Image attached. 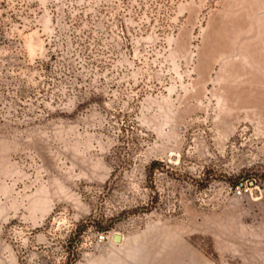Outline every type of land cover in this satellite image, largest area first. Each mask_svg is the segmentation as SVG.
Masks as SVG:
<instances>
[{
    "label": "rangeland",
    "instance_id": "obj_1",
    "mask_svg": "<svg viewBox=\"0 0 264 264\" xmlns=\"http://www.w3.org/2000/svg\"><path fill=\"white\" fill-rule=\"evenodd\" d=\"M0 264H264V0H0Z\"/></svg>",
    "mask_w": 264,
    "mask_h": 264
},
{
    "label": "built area",
    "instance_id": "obj_2",
    "mask_svg": "<svg viewBox=\"0 0 264 264\" xmlns=\"http://www.w3.org/2000/svg\"><path fill=\"white\" fill-rule=\"evenodd\" d=\"M235 189H236L237 193L240 194L241 191L244 190V189H246V188H244V184L239 183V184H237V185L235 186ZM108 238H109V236H108V234H106L105 232H102V233L98 234V236H97V239H98L100 242H103V241L107 240Z\"/></svg>",
    "mask_w": 264,
    "mask_h": 264
},
{
    "label": "bare ground",
    "instance_id": "obj_3",
    "mask_svg": "<svg viewBox=\"0 0 264 264\" xmlns=\"http://www.w3.org/2000/svg\"><path fill=\"white\" fill-rule=\"evenodd\" d=\"M121 239H122L121 235H116V240L117 241H121Z\"/></svg>",
    "mask_w": 264,
    "mask_h": 264
},
{
    "label": "water",
    "instance_id": "obj_4",
    "mask_svg": "<svg viewBox=\"0 0 264 264\" xmlns=\"http://www.w3.org/2000/svg\"><path fill=\"white\" fill-rule=\"evenodd\" d=\"M116 235H120V234H115V235H114V240H115V241H117V240H116ZM117 242H119V241H117Z\"/></svg>",
    "mask_w": 264,
    "mask_h": 264
}]
</instances>
